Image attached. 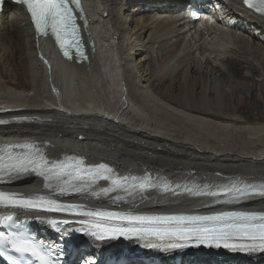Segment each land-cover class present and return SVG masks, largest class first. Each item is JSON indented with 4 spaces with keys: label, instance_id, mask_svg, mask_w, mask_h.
I'll list each match as a JSON object with an SVG mask.
<instances>
[{
    "label": "bare ground",
    "instance_id": "6f19581e",
    "mask_svg": "<svg viewBox=\"0 0 264 264\" xmlns=\"http://www.w3.org/2000/svg\"><path fill=\"white\" fill-rule=\"evenodd\" d=\"M162 1L86 0L85 34L93 52L83 64L64 63L53 41L38 37L25 9L7 1L0 14V149L20 139L35 143L49 160L78 157L86 165L105 164L119 177L147 175L173 185L264 181V16L239 0H169V8L182 7L178 13H162L155 6ZM198 1L214 7L215 19L199 30L183 11ZM43 181L33 173L0 174V189L23 198L44 191L85 208L157 214L264 207V198L217 204L212 197L155 189L134 200H116V193L66 196ZM108 186L101 180L93 190ZM26 212L0 205V217L12 215L17 224L32 219ZM39 214L51 218L45 210ZM97 242L111 243L108 261L120 255L123 262L264 264V254L246 251L233 260L214 254L219 247L165 250L151 244L170 242L154 238Z\"/></svg>",
    "mask_w": 264,
    "mask_h": 264
},
{
    "label": "snow or ice",
    "instance_id": "6c2138e0",
    "mask_svg": "<svg viewBox=\"0 0 264 264\" xmlns=\"http://www.w3.org/2000/svg\"><path fill=\"white\" fill-rule=\"evenodd\" d=\"M3 0H0V4ZM26 6L31 20L38 32L51 33L55 36L64 55L75 48L78 57L84 56L80 42L76 16L70 6V0H17ZM250 8L264 13V0H244ZM80 8L79 0H71ZM196 13H193L195 16ZM6 149V150H5ZM0 149V174L12 176L34 173L45 181L46 188L56 187L61 195L67 193H89L109 196L116 193V200H133L150 190L172 195L187 194L190 197H212L213 203L232 204L245 202L253 197H264V181L247 183L236 177L229 183L220 185L185 184L173 185L163 179L153 180L145 176L119 177L105 164L86 165L82 158L69 156L60 160H49L43 150L35 143L24 142L5 146ZM12 149H22L13 152ZM107 181L110 186L94 191L98 181ZM0 205L18 207L26 210H46L53 213H66L80 217L78 220H50L57 224L79 225L75 231L84 232L97 240L103 241L116 237H137L143 241L155 238L169 241L166 244H151L178 248L187 242L214 244L225 248L242 251H264V211H219L210 214H135L101 208H87L80 204L62 203L45 196L18 197L16 193L0 192ZM12 215L0 217V223H9ZM59 230V229H58ZM69 232H65L68 235ZM9 249L20 254H31L35 260H24L11 255ZM61 250L58 246L38 241L34 236L17 230L0 232V257L8 264H59Z\"/></svg>",
    "mask_w": 264,
    "mask_h": 264
},
{
    "label": "rangeland",
    "instance_id": "374dc122",
    "mask_svg": "<svg viewBox=\"0 0 264 264\" xmlns=\"http://www.w3.org/2000/svg\"><path fill=\"white\" fill-rule=\"evenodd\" d=\"M1 142H5V140H1L0 143H1Z\"/></svg>",
    "mask_w": 264,
    "mask_h": 264
}]
</instances>
